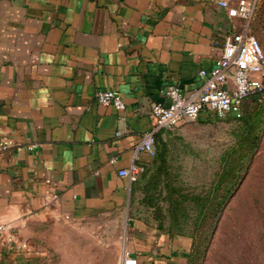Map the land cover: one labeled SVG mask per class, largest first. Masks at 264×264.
Instances as JSON below:
<instances>
[{
    "label": "crops",
    "instance_id": "obj_1",
    "mask_svg": "<svg viewBox=\"0 0 264 264\" xmlns=\"http://www.w3.org/2000/svg\"><path fill=\"white\" fill-rule=\"evenodd\" d=\"M218 1L0 0V137L39 144L0 157V264L185 263L190 239L155 228L130 202L141 174L118 171L153 170L137 150L153 104L169 85L197 86L241 28ZM105 89L124 112L95 101ZM155 134L166 147L173 136Z\"/></svg>",
    "mask_w": 264,
    "mask_h": 264
},
{
    "label": "rangeland",
    "instance_id": "obj_2",
    "mask_svg": "<svg viewBox=\"0 0 264 264\" xmlns=\"http://www.w3.org/2000/svg\"><path fill=\"white\" fill-rule=\"evenodd\" d=\"M250 30L264 52V0H258ZM238 125L228 116L207 123L184 122L169 129L173 133L167 140L169 181L193 195L207 191L222 166L223 157L233 151ZM142 196L139 186L132 188L130 202L141 203ZM158 202L163 208L166 229L169 218L165 204L162 200ZM189 213L193 214L192 209ZM191 217L181 231H191ZM156 224L154 220L155 228ZM118 231V241L124 244L126 226ZM108 232L109 235L94 231L95 236L101 233L102 239L110 237L112 229ZM201 264H264V123L256 152L213 228Z\"/></svg>",
    "mask_w": 264,
    "mask_h": 264
},
{
    "label": "built area",
    "instance_id": "obj_3",
    "mask_svg": "<svg viewBox=\"0 0 264 264\" xmlns=\"http://www.w3.org/2000/svg\"><path fill=\"white\" fill-rule=\"evenodd\" d=\"M257 3L258 0L218 1L226 8L229 17L242 22L241 28L224 38L216 66L211 70L198 71L197 86L185 90L180 85H169L164 89V100L154 103L150 111L153 126L142 135L137 150L153 155L155 133L161 128L172 129L183 122L239 117L243 99L264 87V52L250 30ZM94 99L102 106H111L118 112L125 111L123 99L113 90H99ZM38 146L37 142L15 143L7 137H0V157L9 150L25 148L34 151ZM143 171V166L132 163L128 168L119 170L118 174L132 183ZM5 230L6 226L0 224V235ZM122 264H138V261L126 255Z\"/></svg>",
    "mask_w": 264,
    "mask_h": 264
},
{
    "label": "trees",
    "instance_id": "obj_4",
    "mask_svg": "<svg viewBox=\"0 0 264 264\" xmlns=\"http://www.w3.org/2000/svg\"><path fill=\"white\" fill-rule=\"evenodd\" d=\"M232 119L239 123L233 151L223 157L222 166L211 187L203 194L187 193L169 181L167 147L160 134H155L154 168L151 172L144 168L137 184L143 193L141 203L152 209L157 229L170 237L190 239V249L184 264H201L213 228L256 152L264 123V87L246 96L241 104L240 116ZM211 121L214 120L200 122ZM230 153L233 154L231 157ZM159 200L165 204L169 218L166 229ZM189 209H192L193 214L189 213ZM191 215V231H181Z\"/></svg>",
    "mask_w": 264,
    "mask_h": 264
}]
</instances>
